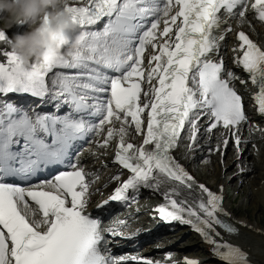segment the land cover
<instances>
[{
    "label": "snow or ice",
    "instance_id": "obj_1",
    "mask_svg": "<svg viewBox=\"0 0 264 264\" xmlns=\"http://www.w3.org/2000/svg\"><path fill=\"white\" fill-rule=\"evenodd\" d=\"M64 7L84 38L70 58L25 65L13 50L0 52L6 58L0 62V264H114L101 249L107 244L102 218L86 212L89 174L72 158L74 142L90 135H103L100 148L118 138L113 162L131 174L98 208L128 201L129 190L141 186L157 191L168 186L165 203L156 209L163 221L191 225L225 264H249L246 252L213 238L220 236L217 226L238 233L227 220L223 195L197 183L173 155L182 133L196 143L202 118L208 120V133L227 130L240 150L237 133L248 117L231 81H246L226 71L214 30L225 23L222 10L244 18L248 0H81L80 6L65 0ZM250 8L264 23V0H254ZM104 18L102 29L89 30ZM236 39L233 62L258 88L253 99L264 115V48L244 31ZM11 41L0 30V42ZM9 93L59 101L56 111L64 106L68 111L30 114L2 99ZM130 128L143 135L141 145L126 141ZM228 145L224 138L222 146ZM53 165L64 169L30 183Z\"/></svg>",
    "mask_w": 264,
    "mask_h": 264
},
{
    "label": "bare ground",
    "instance_id": "obj_2",
    "mask_svg": "<svg viewBox=\"0 0 264 264\" xmlns=\"http://www.w3.org/2000/svg\"><path fill=\"white\" fill-rule=\"evenodd\" d=\"M80 3H81V0H75V1H72V2H70L69 1V4H70V6H79L80 5ZM223 14H225V20H226V22L225 23H223L222 25H221V27H220V29H217V30H214V34L215 33H218L219 35H221V34H224L225 35V38L223 39V40H220L219 42H218V44H219V57H223V60H224V63H225V67L226 66H228V71H231V69L234 71V72H240V69H239V67L233 62L234 61V57L232 58V56H233V54H234V52H232V53H230V47L231 46H234V47H237V45H238V43H237V39H236V32H237V30L238 29H243V30H245L246 32H248V33H250L251 35H252V37L254 38V40L256 41V43L258 44V45H260V46H262V47H264V42L263 41H259V39H260V36L259 37H257L256 38V36H257V33L255 34L254 33V31L253 30H250V26L247 24V21L248 20H253V23H255V26L257 27V28H259V32L261 31V30H264V28L262 27V25L260 24V23H258V22H255V16H256V14H255V12L250 8V3H249V10H248V12L246 13V16L244 17V18H240L239 16H238V14L237 15H232V16H229L227 13H225V12H223ZM242 19V24L239 26V27H237V23L240 21ZM224 20V19H223ZM224 20V21H225ZM247 20V21H246ZM23 25H13V26H6V28H2V29H0V30H3V31H5L6 32V34L10 37V39H13V37H14V35H13V30H18V29H20L21 27H22ZM25 26V25H24ZM23 26V27H24ZM231 27L232 29H233V31L232 32H226V29L228 28V27ZM79 31H80V28L78 27L77 28V34H79ZM257 32V31H256ZM264 40V39H263ZM10 50H12V48H11V44H5V43H3V42H0V52H2V51H10ZM212 55V58L213 59H219V57L218 56H216L215 54H211ZM6 58L5 57H3L2 55H0V60H2V61H5L6 62V60H5ZM33 62H35V61H32V62H30V63H33ZM147 65V64H146ZM145 65V66H146ZM71 72V71H70ZM67 74H75V72H71V73H67ZM234 85H240L239 84V81L238 80H234V81H231ZM252 87V86H251ZM145 88H147V84H145ZM243 92L245 93V95H246V97L248 98V99H251L252 100V97H253V95H252V93L250 92V91H246V90H244L243 89ZM251 114H253V110L252 109H250L249 111H248V115H251ZM258 117V119H259V122L257 123V125L256 126H254L253 127V129H252V131L250 132V133H247V130H246V127H245V125L244 124H241L240 125V130H239V132L237 133L238 135L240 134V131L243 133V136L244 135H247L248 134V137H245V139H243V136L241 137L242 138V141H243V143L246 145L245 146V149L246 148H248L249 147V150H250V147L252 146V143L253 142H257L256 141V138L259 136V134H258V128L257 127H260L261 125H263L264 124V115H258L257 116ZM145 118H146V114H145ZM201 121H202V119H201ZM205 125L203 126V127H201L202 126V123L200 122V127H201V129H203V131L201 130L198 134H197V140H196V143L195 144H192V142L190 141V139H188V140H186V136H183V135H181L182 136V139H181V141H180V144H179V146H178V148L177 149H175L174 151H173V155H174V157L177 159V161L189 172V174H191L194 178H195V180L197 181V183H202V184H204L205 186H207L211 191H213V192H216L217 194H220V190L216 187V188H214L211 184H209L207 181H203V180H201V179H198V177L196 176V171L194 170V169H189V165H191V167H194V162H196V161H198V158H201L202 157V155H205V156H207V157H210V158H212L213 156H212V154L213 155H215L214 153V147L212 148V144H213V141L214 140H216L217 142H218V145H221V149H220V151L218 152V154H222L223 153V151H224V147L222 146V141H223V139L224 138H229V145H228V147L227 148H232V147H234L235 146V144H234V140H235V138L234 137H232V135H231V133H229V132H227V130H224L223 128H218L219 130H221V132L220 133H218V134H216L215 132V130H213V132L212 133H208L205 129H206V127H207V124H208V120H207V118L205 119ZM107 127V126H106ZM187 127V126H186ZM133 129V130H132ZM217 130V129H216ZM206 135H208V137L210 136L211 137V139H209L208 141L206 140V141H204V143L202 142V139L206 136ZM102 136V135H101ZM233 139V140H232ZM184 140H186V142H188V146H187V148H186V150L184 151V154H186L185 155V157H184V159L182 160V159H180V157L179 156H177L176 157V152H178V150H180V149H182L183 150V147L181 146L182 145V143H184L185 141ZM126 141L127 142H132V143H134L135 145H137V146H139V145H141L142 144V141H143V135L141 134V135H138V134H136L135 133V131H134V128H130L129 129V134H128V136L126 137ZM118 142V140L115 142V140H114V144L115 143H117ZM198 143H200V145L198 144ZM242 143V144H243ZM204 144V145H203ZM232 144H233V146H232ZM256 145H257V143H255ZM189 145H191V148L189 147ZM217 145V144H216ZM98 147V146H97ZM96 147V148H97ZM111 147V146H110ZM150 147V146H149ZM186 146H184V148H185ZM114 148V149H113ZM202 149L201 151L203 152V154H200V153H198L197 151L199 150V149ZM210 148H211V150H210ZM226 148V149H227ZM97 149H99L101 152H109V153H112L113 154V152L115 153V150H117V146H112L111 147V149L109 148V149H107V147L106 148H100V147H98ZM113 149V150H112ZM244 149V150H245ZM110 150H112L111 152H110ZM256 150V149H255ZM255 150H254V148H253V150H250V152L252 151V153H257V152H255ZM200 151V152H201ZM248 151V150H247ZM247 151H244V152H241V154L239 155V156H237V157H239V158H237V159H239V160H243V156L242 155H244L245 154V156H246V158H247V156H250V154L247 152ZM183 154V155H184ZM191 154H192V156H191ZM253 154V155H254ZM255 155H257V154H255ZM91 156H93V157H95L96 155L95 154H93V155H91ZM91 156H89L90 158H86V159H82V166H86L87 167V172H88V176H87V180L91 183L92 182V180L94 179V177L92 176L94 173H98V170L96 169V168H100V167H95L94 165H93V163H92V159H93V157H91ZM191 156V157H190ZM200 156V157H199ZM244 156V157H245ZM102 157V156H101ZM104 157V156H103ZM114 158H115V154L113 155V157H109V158H107V159H105L104 160V165L102 166V168L101 169H99L100 171H102V170H104L106 167L108 168V169H111L110 167H113V166H116V163H114L113 161H114ZM190 158V160H189V162H187L188 160H186V159H189ZM214 158V157H213ZM113 169V172H110L109 174H107V177H106V179H105V181H104V184L102 185L101 184V186L99 187V189L101 188V187H103V186H105V189L104 188H102V189H100V191L98 192V193H93L92 191H90V189H89V204H88V208H91L92 207V205H91V202H92V200L93 201H96L97 202V200H98V198L100 197V199H101V197L104 195V198H102V199H107L108 197H107V195H106V193H109V192H111L110 194H113V192H114V190H115V188L116 187H118V186H120V184L123 182V181H125V180H127L128 178H129V176L131 175L126 169H122L121 168V166L119 167V168H117V169H115V168H112ZM262 170V168H258V167H256V166H253L252 168H251V173L252 174H256V173H259V171H261ZM192 171H194V172H192ZM243 173V172H242ZM95 175H98V174H95ZM94 175V176H95ZM248 174H244V175H242V176H247ZM116 176H119L120 177V179L119 180H115L114 179V177H116ZM246 179V178H245ZM259 179L255 176V177H253V180H252V182H253V184H259V181H258ZM103 182V181H102ZM101 182V183H102ZM167 187L168 186H164V187H162L159 191H157V190H155V189H153V188H145V187H143V186H141L140 188H139V190H141V192L145 195V196H149V197H152V198H154V197H156L157 199H159V200H161L162 202H163V204L165 203V201H164V197H163V192L167 189ZM264 188V187H263ZM141 192L139 193V195H137V197H139L140 195H141ZM263 192V191H262ZM92 193V194H91ZM259 193V192H258ZM109 194V195H110ZM197 195H202V194H200L199 192H197L196 193ZM128 195H129V197L132 195V190H129V193H128ZM226 196L228 197V191H226ZM116 202H118V201H111L109 204H107V205H105L103 208H96V210H97V212L98 213H101L102 215L104 214V212H106L107 210H109V209H111L112 207H113V205H114V203H116ZM124 202V201H123ZM132 203V202H131ZM223 208L225 209V211H227L228 209L226 208V206H225V204H224V201H223ZM93 209H95V208H93ZM230 212H233L234 214H236L234 211H230ZM105 215V214H104ZM237 215V214H236ZM151 220V222H150V226H152L151 228H149L150 230H149V232L147 233V234H149L150 233V236H147V237H145V238H142V237H139L138 239H137V241L138 242H140V243H145L146 245H144V246H142V248L140 249L141 251L142 250H144V252H147V254H144L143 256H147V257H149L152 261H153V264H157V262H159V264H183L182 263V258H181V256H179V261H177V258H174V257H172L171 259H167V256L170 254V255H175L176 253H182V252H185V248L183 249H181V250H179L178 248H176V246H175V244H174V242H172L171 240H172V237L173 236H171V235H174L175 233H172V230H173V228L175 229V228H177V227H179L180 225L182 226V228L180 229V230H184V233H186V232H190L191 233V244H190V246H194L195 245V242L197 243V242H200V243H197V244H199V245H201V247L202 248H204V250H206V253L210 256V258H212V259H218V260H220V261H222L221 259H219L217 256H215L213 253H214V250H215V248H214V245H212V244H209V243H206L205 242V240L201 237V235L200 234H197L194 230H193V228H192V226L191 225H187V224H182V223H180L179 221H173V222H171V223H166L165 221H163L161 218H160V216H153L152 217V219H150ZM227 220L231 223V224H233V226H235V227H241V228H244V229H246V228H248V229H250L251 231H255V232H257L258 233V229H261V228H256V227H254V226H251V228H249V227H247V225H246V223H248V221H246V220H241V221H238V220H234L230 215L227 217ZM245 221H246V223H245ZM251 223V222H250ZM249 223V225H251ZM159 229H169V231H168V233L169 234H167L168 236V239L170 240V243L168 242V244H167V247H169L168 248V250H166V251H164L165 252V255L163 256V254H162V256L161 257H159V256H156L157 254H152V253H154L155 251H153V250H155V245L154 244H156V247H157V250H158V248H160L158 245H157V243H159V244H161L162 246L163 245H165V237H159V239L158 240H154V239H156V238H158V234H156V233H158L159 232ZM240 229V228H239ZM247 229V230H248ZM216 231L217 232H219L220 233V236H215V235H213V238L216 240V242L217 243H229V244H231V245H234V246H236V247H239L241 250H243L244 252H246L247 254H248V260H249V264H264V252H262V248L261 247H259V248H261V251L260 252H257L254 256L256 257L254 260H255V262H253V259H250L249 258V254L250 253H252L251 252V250H250V248H248V247H246V246H244L242 243H238V242H236V241H234L233 239H231V238H229L228 236H226L225 235V233H226V231L224 230V229H221V228H219L218 226H217V228H216ZM262 231H264V230H262ZM262 231H259L260 233H259V235H261L262 236V238H263V240L261 241L260 240V242H261V244H262V247H263V251H264V232H262ZM146 234V235H147ZM254 235V234H253ZM258 235V236H259ZM257 237V236H256ZM244 239V238H243ZM152 240H154V241H152ZM159 241V242H158ZM257 241V240H256ZM149 243V244H148ZM249 245V244H248ZM260 245V244H259ZM140 246V245H139ZM147 246V247H146ZM250 246V245H249ZM144 248H146V249H144ZM191 248V247H190ZM253 248V247H252ZM259 250V249H258ZM129 251H136V250H129ZM221 251H223V249H221ZM158 252V251H157ZM164 252H162V253H164ZM255 252V251H254ZM128 253H131V252H128ZM172 253V254H171ZM189 254V253H188ZM253 254V253H252ZM161 255V254H160ZM207 255V256H208ZM190 256H191V254H190ZM177 257V256H176ZM182 257H186L185 255L184 256H182ZM251 257V256H250ZM181 258V259H180ZM213 262H215V261H213ZM224 262V261H223ZM206 263V262H205Z\"/></svg>",
    "mask_w": 264,
    "mask_h": 264
},
{
    "label": "rangeland",
    "instance_id": "obj_3",
    "mask_svg": "<svg viewBox=\"0 0 264 264\" xmlns=\"http://www.w3.org/2000/svg\"><path fill=\"white\" fill-rule=\"evenodd\" d=\"M69 1L72 2L75 0H69ZM221 17H223L222 19H226L225 14H223V13L221 14ZM225 22H226V20H225ZM248 23L247 24L253 28V29L250 28V30H253L255 34L257 33L256 38L260 36L259 41L264 42V40H263L264 39V30H261L259 32V28L255 27V25L253 23H251L249 20H248ZM241 24H242V19L237 23V27H239ZM6 26L7 25L5 24V21L3 20V18H0V29L6 28ZM23 26L18 30L17 29L13 30V35L15 36L16 34H23L25 31H27V25H25L24 27ZM254 29H256L257 32ZM215 34H214V36L217 38V43H218L220 41L219 40L220 35L218 33H215ZM233 48H234V46L230 47V53L233 52L232 51ZM235 55H236V53L233 54L232 58L235 57ZM146 64H147V61H146ZM242 88H244V90L250 89L249 85L243 86ZM246 91H249V90H246ZM205 119L206 118H202V121H201L202 126L201 127H203L205 125V122H204ZM116 126L119 127V124L117 123ZM257 128H258L257 132L259 134V136L256 138L257 142H253L252 146L250 147V150H253V148H254V150L256 149L255 152H257V153H255V154H257V155L252 153V151L250 152L249 147L245 149L246 145L243 143L242 138H241L243 136V133L240 131L239 136L241 138V145H240L239 151L237 150L236 146H234L232 148H227V149L224 148V151L222 154H218L219 151H214L215 155L212 154V156L214 158L213 157L210 158V157H207L205 155H202L201 158H198V161L194 162V167H191V165L188 166L189 169H194L196 171V176L198 177V179H201L203 181H207L214 188L217 187L219 190L221 189V187H223V192L221 194L224 197L223 201H224L226 208L230 211H234L239 217H241L240 220L248 221V223L246 224L247 227L251 228V226H254L256 228H261V229H258V233L255 231H251L248 228L244 229L241 227H237V229H238L237 234H229L227 232L225 233V235L228 236L229 238L233 239L234 241H236L238 243H242L244 246L250 248L251 252L253 253V254L252 253L249 254L250 259H253V258L255 259L256 258L255 254L257 252H260L261 248H262V252H264L262 244L260 242V240L262 241L263 238L261 235H259V233H260L259 231L264 230V188H263L264 187V124L261 125L260 127H257ZM201 130L203 131V129H201ZM215 131H216L215 132L216 134L221 132V130H219V129H217ZM185 135H186V140H188V138H187L188 134H185ZM101 137L104 138L103 136H101ZM245 137H248V134L244 135L243 139H245ZM209 139H211V137L210 136L208 137V135H206L202 139V142L204 143V141H206V140L208 141ZM114 140L116 142L118 140V138L113 139L109 143V145L107 146V149L110 148L111 143L114 144ZM186 140H184L185 142L182 143V145H181L183 147V150L180 149V150H178V152H176V157L179 156L180 159H182V160L184 159V157L186 155V154H184V151L186 150V148L188 146V142H186ZM97 141L102 143L103 139H97ZM255 143H257V145ZM198 144L200 145V143H198ZM234 144H235V142H234ZM184 146H186V147L184 148ZM217 146H218V142L216 140H214L213 144H212V148L214 147L216 149ZM232 146H233V144H232ZM201 150L202 149L200 148L197 152L200 154H203V152ZM210 150H211V148H210ZM244 151H247L250 154V156H247V158H246V156L244 154V155H242L243 160L237 159V158H239L237 156H239L241 154V152H244ZM108 153L109 152H101L100 150H97V151L94 150L93 151V154H98V158L93 157L94 161L92 159V163L95 167H100V166L101 167L96 168L98 170V173L96 172L92 175L94 177V179L90 183V191L94 190V188L97 187L102 181L104 182L106 177H107V174L110 173V169H108V168H105L102 171L99 170L104 165V160L109 158L107 156ZM99 155H100V157H99ZM191 156H192V154H191ZM95 157H97V156H95ZM186 160H188L187 162H189L190 158L186 159ZM253 166H256L258 168H262V170L259 171V173L252 174L250 170ZM192 172H194V171H192ZM95 174H98V175H95ZM244 174H248V175L246 177L242 176ZM255 176L259 179L258 180L259 184H253L252 180H253V177H255ZM102 188L105 189V187H102ZM102 188H100V189H102ZM100 189L95 191L94 193H98L100 191ZM226 191H228V197L226 196ZM101 198H104V195ZM97 202H98V200H97ZM246 221H245V223H246ZM249 223L251 225H249ZM178 229H179V227L172 230L173 231L172 233H175V234L171 235V236H173L171 241L174 242L176 248H178L179 250H181L182 248L183 249L185 248V252H182V253H184L185 255H188L190 258H194V259L196 258L197 261L199 262V264H225V262H223V261H220L218 259L216 260L215 258L214 259L210 258V256L206 253V250H204V248H202L201 245L197 244L200 242H197V243L195 242L194 246H190V244L192 243L191 242V236H192L191 233L190 232L184 233V230H180L181 228L179 230ZM262 232H264V231H262ZM154 240H152V241H154ZM156 240H158V238H156ZM154 245H155L154 246L155 250H153V251H155L154 254H157L156 256H159V257H161L162 254L164 256L165 255L164 251H166V249L158 248V250H157L156 244H154ZM157 245L159 247L162 246L159 243H157ZM259 247H261V248H259ZM144 249H146V248H144ZM142 251L144 252V250H142ZM162 252H164V253H162ZM190 254H191V256H190ZM177 257L179 258V256H177ZM178 258H177V261H179ZM254 259H253V262H255ZM213 261H215V262H213Z\"/></svg>",
    "mask_w": 264,
    "mask_h": 264
},
{
    "label": "clouds",
    "instance_id": "obj_4",
    "mask_svg": "<svg viewBox=\"0 0 264 264\" xmlns=\"http://www.w3.org/2000/svg\"><path fill=\"white\" fill-rule=\"evenodd\" d=\"M64 4L65 0H0V18L7 26L27 25V31L11 41L25 65L70 58L84 43Z\"/></svg>",
    "mask_w": 264,
    "mask_h": 264
}]
</instances>
